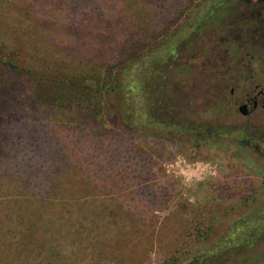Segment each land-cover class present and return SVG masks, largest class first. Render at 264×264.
<instances>
[{"label": "rangeland", "instance_id": "1", "mask_svg": "<svg viewBox=\"0 0 264 264\" xmlns=\"http://www.w3.org/2000/svg\"><path fill=\"white\" fill-rule=\"evenodd\" d=\"M217 1L0 0V264H186L219 245L216 264H264V159L208 112ZM128 72L134 123L114 92Z\"/></svg>", "mask_w": 264, "mask_h": 264}, {"label": "flooded vegetation", "instance_id": "2", "mask_svg": "<svg viewBox=\"0 0 264 264\" xmlns=\"http://www.w3.org/2000/svg\"><path fill=\"white\" fill-rule=\"evenodd\" d=\"M216 4L205 10L200 24V33L209 28L207 42L212 47L205 69L213 83L209 99H213L212 108L208 112L213 113V121L217 124L213 125L214 136L228 138L235 130L241 135L248 134L245 143L262 160L264 0H218ZM175 58V54L168 57L171 69ZM160 76L162 74L158 78ZM201 135L198 132L197 136Z\"/></svg>", "mask_w": 264, "mask_h": 264}, {"label": "trees", "instance_id": "3", "mask_svg": "<svg viewBox=\"0 0 264 264\" xmlns=\"http://www.w3.org/2000/svg\"><path fill=\"white\" fill-rule=\"evenodd\" d=\"M31 72L32 74L36 73V71ZM128 74L129 77H127V80L122 78V76L120 78H114V92L116 93L117 97V107L119 109V115L123 116V119L127 118L129 119V121L131 120V122L134 123V118H136L135 111L137 108V96L139 97V92H137V89L133 87V79L129 72ZM63 84L67 86L69 85V83L66 82H64ZM47 86H51L53 87V89H55L57 88L58 84L52 80L51 82L48 81ZM125 115H127V117H125ZM148 119L151 120V118ZM0 208H4L3 205H0ZM242 244H240L239 246L235 245L236 248L238 247L237 251L240 249H244L239 248L242 247ZM221 247L222 246L219 245L217 249L212 251L210 254H196L186 264H216L220 259H225L231 251V247H224L222 249Z\"/></svg>", "mask_w": 264, "mask_h": 264}]
</instances>
